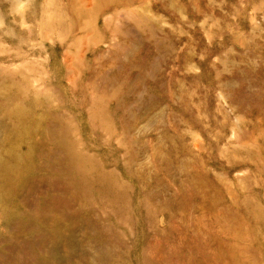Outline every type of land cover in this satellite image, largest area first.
<instances>
[{
    "label": "rangeland",
    "instance_id": "rangeland-1",
    "mask_svg": "<svg viewBox=\"0 0 264 264\" xmlns=\"http://www.w3.org/2000/svg\"><path fill=\"white\" fill-rule=\"evenodd\" d=\"M0 166V264H264V0H0Z\"/></svg>",
    "mask_w": 264,
    "mask_h": 264
},
{
    "label": "bare ground",
    "instance_id": "bare-ground-1",
    "mask_svg": "<svg viewBox=\"0 0 264 264\" xmlns=\"http://www.w3.org/2000/svg\"><path fill=\"white\" fill-rule=\"evenodd\" d=\"M22 132V131H21ZM20 133V132H19ZM20 135V134H19ZM23 149V148H22ZM19 160H21V161H17V160H15V158H14V160L12 159V161H15V163H8V164H6L5 166L7 167V168H5V167H2V166H0V192H2V191H4L5 190V186H6V188H11V185L10 184H8V181H7V179L6 178H4V175H3V168H5V169H9V170H11V168L13 169L12 170V172H15V170H17L18 169V171H19V166L21 165V163L23 162V158H20ZM39 164V163H38ZM4 180H5V185H4ZM20 188V187H19ZM7 190V189H6ZM7 191H9V190H7ZM3 193V192H2ZM2 193H0V194H2ZM7 198V197H6ZM55 251V250H54Z\"/></svg>",
    "mask_w": 264,
    "mask_h": 264
}]
</instances>
